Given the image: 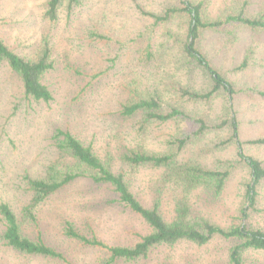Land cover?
Segmentation results:
<instances>
[{"label":"rangeland","instance_id":"rangeland-1","mask_svg":"<svg viewBox=\"0 0 264 264\" xmlns=\"http://www.w3.org/2000/svg\"><path fill=\"white\" fill-rule=\"evenodd\" d=\"M82 1L69 17L63 12L57 23L51 24L42 16L45 0H0V39L17 54L33 57L47 38L55 61L43 79L53 95L48 103L27 100L18 75L7 63L0 69V205L9 204L17 215L33 196L26 176H44L46 168L59 158L53 141L58 129L71 132L100 157L110 159L116 172L131 177L133 192L146 206L153 202L149 183L160 171L142 168L131 173L121 159L128 149L140 146L164 151L176 130L172 123L153 125L146 140L139 141L141 115L125 118L121 114L135 92L159 87L157 75L164 73L157 69L160 61L147 68L143 54L149 44L155 46L163 39L165 29L151 26L152 21L140 13L138 5L156 10L167 0ZM195 1L202 3L206 15L214 19L238 9L264 13V0ZM238 34L240 40L227 44L225 36L207 32L203 44L237 88H244L232 107L241 137L246 140L264 136V99L256 92L264 90V35L255 38L257 49L250 55L251 66L235 72V64L253 42L247 32ZM222 105L217 99L211 110L200 104L197 111H210L215 116ZM195 151V147L189 148L182 156L191 158ZM247 151L264 159V150ZM235 153L232 146L206 156L205 161L211 165L215 156L233 159ZM241 176L230 183L219 202L203 206L223 226L233 222L244 202ZM117 199L111 186L79 179L38 207L37 221L23 226V233L34 240L43 239L63 254L64 260L22 255L7 247L2 241L5 225L0 214V264H228L229 250L236 241L221 238L202 247L188 242L163 246L145 260L112 263L106 248L88 246L65 235L66 225L71 223L81 235L96 238L107 247L134 246L151 230ZM259 209L251 222L264 230V189ZM163 211L171 216L172 205L165 202ZM245 259L246 264H264V251H250Z\"/></svg>","mask_w":264,"mask_h":264},{"label":"trees","instance_id":"trees-1","mask_svg":"<svg viewBox=\"0 0 264 264\" xmlns=\"http://www.w3.org/2000/svg\"><path fill=\"white\" fill-rule=\"evenodd\" d=\"M82 2L45 0L43 19L56 24L60 14L64 12L69 17ZM138 9L152 21L151 26L165 29L163 39L155 46L149 44L143 54L147 68L160 61L156 64L157 69L161 68L164 73L157 75L159 87L135 92L134 97L123 105L121 114L125 118L141 115L139 141L146 140L153 125L172 123L176 127L164 151H149L140 146L128 149L121 159L131 173L142 168L160 171V175L149 183L152 205L143 204L132 190L131 177L123 171L116 172L110 159L100 157L92 146L71 132L58 129L53 141L59 158L46 168L44 176H26L33 196L22 213L17 215L9 204L0 205L5 225L2 241L22 255L64 260L63 254L43 239L27 237L23 226L37 221V209L48 198L74 181L84 179L95 185L111 186L118 202L140 216L151 230L132 247H107L96 238L81 235L71 223L66 225L68 238L88 246L106 248L110 262H137L147 259L153 250L163 246L174 247L188 242L202 247L221 238L236 241L229 250L228 264H246L248 252L264 251V230L251 222L252 215L260 210L264 159L247 151V148L264 150V136L246 140L241 137L240 124L232 106L244 88H237L225 70L214 63L203 41L207 32L225 36L229 39L227 44L241 39L239 31L251 35L252 44L247 47L242 60L235 64V72H243L251 66L250 55L257 49L255 38L264 35V13L250 14L245 9H238L214 19L207 16L203 4L195 0H167L156 10L140 5ZM4 63L18 75L27 100L45 103L53 100L52 92L43 83L55 63L47 38L33 57L17 54L0 39V69ZM256 92L264 99V90ZM217 99L222 100L223 105L215 116L210 111H197L200 104L211 110ZM189 103L194 107H189ZM232 146L236 149L233 159L215 156L211 165L205 161L206 156H214ZM193 147L196 151L191 158L182 156ZM240 174L244 202L233 222L223 226L210 217L203 206L219 202L230 183ZM165 202L172 205L171 216L163 211Z\"/></svg>","mask_w":264,"mask_h":264}]
</instances>
